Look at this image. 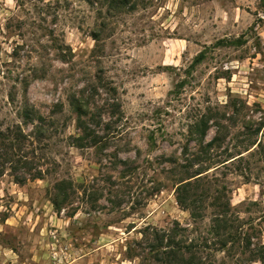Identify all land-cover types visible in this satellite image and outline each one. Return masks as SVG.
I'll return each mask as SVG.
<instances>
[{
	"label": "rangeland",
	"instance_id": "1",
	"mask_svg": "<svg viewBox=\"0 0 264 264\" xmlns=\"http://www.w3.org/2000/svg\"><path fill=\"white\" fill-rule=\"evenodd\" d=\"M118 4L0 0V131L20 125L35 136L19 115L25 99L46 117L22 147L40 158L44 177L17 183L9 166L0 175V264H138L127 250L149 227L177 223L186 229L178 239L198 235L211 208L196 222L178 205L180 169L168 159L181 163L185 148L234 155L264 121V0ZM75 100L94 114L96 145L71 143ZM201 116L210 119L203 144L218 137L210 149L188 133ZM245 157L249 182L233 165L225 175L209 169L190 194L207 204L224 186L243 229L264 245V162ZM239 251L216 253V264H237Z\"/></svg>",
	"mask_w": 264,
	"mask_h": 264
},
{
	"label": "trees",
	"instance_id": "2",
	"mask_svg": "<svg viewBox=\"0 0 264 264\" xmlns=\"http://www.w3.org/2000/svg\"><path fill=\"white\" fill-rule=\"evenodd\" d=\"M120 1L112 0L116 4L119 3L117 6L120 5ZM93 36L94 39L97 38L96 35ZM219 42L216 44H230L224 40ZM204 56V50L198 52L189 68H193L196 64H199L204 59ZM29 82L24 77V92H26ZM73 105L76 113L75 120L78 132L76 135L70 137L72 145L81 147L86 144H98L101 141V136L96 128L98 125L94 121V114L85 107V104H81L78 100H75ZM19 115L22 118V123H34L32 130H34L35 136L32 135L33 131L24 133L20 125L12 128L8 127L6 131H0V175L3 174L6 166H9L8 168L12 170L15 182L24 183L28 179H42L46 174L43 169L39 168L41 161L38 156H34L33 149H30L31 155L29 157L22 151V147L26 141L28 145H32L33 139L43 132L46 125V117L40 114L26 99ZM85 115H89L88 120L87 118L85 119ZM209 121V118L201 116L189 126L188 133L190 136H194V140H196L201 149L204 147V149L215 147V144L218 142L216 135L210 141L203 144L206 132L210 127ZM257 124L253 131L247 132L249 136L248 143H240L238 145L243 150L237 151L234 155H227L223 159L216 160L207 155L203 157L199 153L188 156L186 153L187 148H185L183 153L184 159L182 158L181 163L172 158L168 159L170 164L180 169L174 183L175 198L178 205L182 209L188 210L190 217L196 220V222L206 217V206L207 208H211L209 222L205 226L204 231H200L197 226L194 231H197L199 234L192 237L188 236V239L186 238L185 240L177 238L180 234L184 235L186 231L185 228H178L179 225L177 223L167 230L149 227L147 231L141 233V238L135 241L137 247L128 248L127 253L130 258H137L138 264H216V253L223 252L226 257H229L231 251L237 248L240 251L239 256L235 258V263L264 264V245L253 242L255 232L252 227L251 230L253 232L243 229L241 219L226 197L224 186L216 189V193L211 196L207 204H203L204 200L201 198L192 197L190 194L195 186H199L204 179H207L209 169H212L213 172L222 170L221 173L225 175L226 171L230 170V167L233 165L235 167L234 170L238 171V174L245 180L244 183L249 182V160L245 155L248 154L249 157L262 156L260 160L264 162V142L262 139L264 138V121L260 120ZM245 126L247 127V125ZM246 127L245 129L249 131L248 127ZM258 135H260L259 139H257ZM242 163H246L247 165L242 167ZM235 164L237 165L235 166ZM21 166H23V174L19 175L16 173V170H20ZM194 166L197 167L192 169ZM64 184L65 181L55 182L58 192H62L65 189ZM54 204H56L55 201Z\"/></svg>",
	"mask_w": 264,
	"mask_h": 264
}]
</instances>
